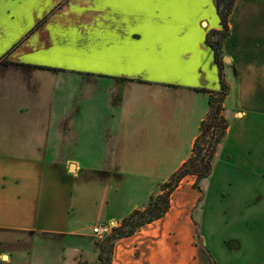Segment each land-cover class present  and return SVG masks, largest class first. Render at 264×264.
I'll use <instances>...</instances> for the list:
<instances>
[{"label":"crops","instance_id":"crops-1","mask_svg":"<svg viewBox=\"0 0 264 264\" xmlns=\"http://www.w3.org/2000/svg\"><path fill=\"white\" fill-rule=\"evenodd\" d=\"M229 26L235 101L223 105L227 133L204 180L224 155L231 179L264 195V0H236ZM220 29L215 0H0V264H65L68 250L80 264L94 227L146 207L191 156L209 111L203 91L220 90L206 44ZM195 182L182 181L162 219L118 240L111 264H216L206 236L204 249L197 240L214 188L204 197ZM128 187L123 208L115 195ZM260 205L239 226L221 210L223 249L242 254L231 264H264ZM238 208L240 219L249 206Z\"/></svg>","mask_w":264,"mask_h":264},{"label":"trees","instance_id":"trees-1","mask_svg":"<svg viewBox=\"0 0 264 264\" xmlns=\"http://www.w3.org/2000/svg\"><path fill=\"white\" fill-rule=\"evenodd\" d=\"M220 19V30L209 31L206 44L212 49L218 68L219 91H203L209 95V111L200 125V133L193 145L189 159L160 185L157 195H152L143 210H136L115 227L100 245L99 264H111L115 243L135 235L142 227L162 219L169 211L171 197L182 181L188 176H195V189L199 183L212 173V162L219 145L224 141L228 129L225 119L224 101L229 95L230 87L224 75L225 54L223 44L230 36L229 18L234 10L236 0H215Z\"/></svg>","mask_w":264,"mask_h":264},{"label":"rangeland","instance_id":"rangeland-1","mask_svg":"<svg viewBox=\"0 0 264 264\" xmlns=\"http://www.w3.org/2000/svg\"><path fill=\"white\" fill-rule=\"evenodd\" d=\"M256 54L257 55L259 54L258 56L261 55V53H256ZM255 72H256V70H255ZM258 73L261 74V72H258ZM224 75H225V78L227 76L230 80L232 77L235 78L234 70H231V68H225L224 69ZM230 94H231V92L229 91V95L227 96V98L224 101V103L226 104L228 109H231L234 106V101H235V97L233 96V92H232L231 97H229ZM227 113L229 114V111H227ZM234 163H235L234 159L232 161H228L226 159V157L223 155L222 159L218 160V162L216 164V169L214 171V178H212L211 181L210 180H202L199 183V188L202 189V194L204 195V197H205V195L208 194L207 189H208V186L210 184H212V189L213 188L214 189L211 190V192L209 194V199L207 202L208 209L211 208L210 219H209V220H211V224H210V226L208 225V227L206 229H203L204 230L203 233L200 236H198L197 240L202 239L206 243L205 237L203 235L206 236L207 244H204V245L208 249V251L210 252V254L213 257L216 264H231L232 262H235L237 258H240V256L242 255L239 252V250H238V252L240 254L236 255L234 253L233 254L227 253L223 249V245H224L223 244V240H224L223 236L225 234L224 231L230 229L231 220H232V222L235 221L236 223L240 222V220H242V221H246L247 219L252 220V218H254L255 216H257L259 214L257 212L256 208H254V206L259 204V203H261L264 206V195H258L257 193H255L253 190V187L250 184H248V185H246V183L244 184L243 180L231 179V177L233 175H235V173H234L235 170L233 168L231 170V167L235 166ZM212 167H214V165H212ZM229 174H231L232 176ZM82 181H83V179H82ZM79 182H80V180H79ZM230 182H233V183H230ZM133 183L139 184L140 180L134 179ZM200 189H196V190L200 191ZM129 191H131V190L128 187L127 191L125 190V192H122V194L120 193L119 195H115V197H117V198H118V196L120 197V195H121L120 203H121V205H123V208H126V206L124 207V205H126L129 202V200L132 198V194H135L134 192H129ZM203 203H204V198H203ZM242 205H246V207L249 206V208L246 211V213L243 212L241 218L238 219V216H239L238 212L240 210L238 207L242 206ZM262 205H260V206H262ZM225 207L228 210V214H229L228 216H229V222H230L229 226L226 227V229H225L224 223L221 221V217H222V213H223V211L221 212V210H223L222 208H225ZM231 216L233 217V219L231 218ZM85 225L93 226V223L90 220V221L86 222ZM237 225L239 226L240 223H237ZM242 236H244V235H242ZM211 237H212V239H211ZM244 237H245L244 239L246 240L245 243H247L248 240L246 239V236H244ZM104 240L105 239L99 240L95 237L94 246L92 247V251L90 252V254H91V256L89 257L90 260H88L89 258L86 260L81 259L80 264H99L98 254L100 253V245L103 243ZM79 241H81V240H78L76 242V244H79L82 247V245H84V244L82 241H81V243ZM64 243H66L68 245L69 239L67 238V241ZM58 245L59 244L57 242V246ZM247 245L249 247L250 252H252V253L255 252V250L251 248L252 246H254L253 243L248 242ZM96 251H98V252H96ZM74 253L71 254V252L69 250L66 252L65 264H73L74 263V257H73V256H75ZM236 256H237V258H236ZM17 264H26L25 257L22 256V260H19Z\"/></svg>","mask_w":264,"mask_h":264},{"label":"built area","instance_id":"built-area-1","mask_svg":"<svg viewBox=\"0 0 264 264\" xmlns=\"http://www.w3.org/2000/svg\"><path fill=\"white\" fill-rule=\"evenodd\" d=\"M114 227L110 224L99 225L93 228V234L99 240L105 239L112 232Z\"/></svg>","mask_w":264,"mask_h":264},{"label":"snow or ice","instance_id":"snow-or-ice-1","mask_svg":"<svg viewBox=\"0 0 264 264\" xmlns=\"http://www.w3.org/2000/svg\"><path fill=\"white\" fill-rule=\"evenodd\" d=\"M120 2L134 4V5H145L153 3H174L179 2V0H120Z\"/></svg>","mask_w":264,"mask_h":264},{"label":"water","instance_id":"water-1","mask_svg":"<svg viewBox=\"0 0 264 264\" xmlns=\"http://www.w3.org/2000/svg\"><path fill=\"white\" fill-rule=\"evenodd\" d=\"M225 63H230V58H225ZM74 169V167L73 166H71V170H73ZM198 246L200 247V248H202V249H204V246H203V241H202V239H200V240H198Z\"/></svg>","mask_w":264,"mask_h":264}]
</instances>
